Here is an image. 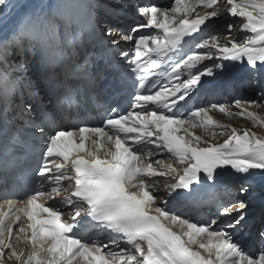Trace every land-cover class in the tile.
Returning a JSON list of instances; mask_svg holds the SVG:
<instances>
[{"label": "snow or ice", "instance_id": "6c2138e0", "mask_svg": "<svg viewBox=\"0 0 264 264\" xmlns=\"http://www.w3.org/2000/svg\"><path fill=\"white\" fill-rule=\"evenodd\" d=\"M19 3L0 0V191L22 197L0 200V264H264V227L258 254L232 235L247 226L248 177L264 176V135L210 112L260 127L264 114L247 107L255 100H237L238 113L189 106L202 78L217 74L235 78L222 90L238 83L264 101V0L150 3L135 7L144 23L127 30L115 19L122 0L101 16L84 0H42L9 27ZM221 5L251 33L243 42L229 39L233 24L211 31ZM86 7L115 55L112 87L127 105L94 76L82 89L54 86L57 66L75 67ZM217 130L229 133L222 142H213ZM161 153L172 163L150 160ZM217 220L228 230H214Z\"/></svg>", "mask_w": 264, "mask_h": 264}, {"label": "bare ground", "instance_id": "6f19581e", "mask_svg": "<svg viewBox=\"0 0 264 264\" xmlns=\"http://www.w3.org/2000/svg\"><path fill=\"white\" fill-rule=\"evenodd\" d=\"M86 1H89V0H84V3L86 4V5H88L87 4V2ZM42 2V0H20V3L17 5V11H15V12H13L12 13V15L10 16V18H9V27H11L12 26V24L14 23V21H15V19L16 18H18V15H19V12L22 10V6H24V5H27L28 7H37V6H39V4ZM44 2H46V0H44ZM86 9H88L87 7H86ZM202 9H198V11H201ZM221 17H224V19H225V22H221L220 21V18H218V19H214V21H217L218 22V24H219V26H227L228 24H231V23H235V22H240L241 21V19L240 18H238V17H231V16H229V15H227V13L225 12L223 15H221ZM237 31V32H236ZM232 32H236V35H244V36H247V34L248 33H246V32H242V31H238V28H233V31ZM86 37H87V35H86ZM88 38V37H87ZM240 38H242V37H240ZM245 39H246V37H244ZM224 39L222 38L221 39V41H223ZM243 40V39H242ZM90 45V44H89ZM97 79H99L100 77H96ZM101 79V78H100ZM241 109L240 108H238V107H236V109L234 108V109H232V111L234 112V113H238L239 111H240ZM214 116H215V118L217 119V121H219L220 123H222V124H225V125H230V126H232L233 124L232 123H227L226 121L229 119V116L228 117H226V118H221L220 116H219V114L218 113H215L214 114ZM234 119H237V120H240V121H236V120H234ZM242 119H244L245 120V118H242V117H240V116H238V115H235L234 117H233V121H235V122H242ZM233 127V126H232ZM244 129V128H243ZM240 130V129H239ZM255 131V130H254ZM220 135V133L218 132V133H216V135H215V138H214V142H218L217 141V136H219ZM208 139H212V136H211V134H209L208 135ZM261 178H263V182H264V176H262L259 172L258 173H256V179H261ZM159 183H161V184H163V182H159Z\"/></svg>", "mask_w": 264, "mask_h": 264}, {"label": "rangeland", "instance_id": "374dc122", "mask_svg": "<svg viewBox=\"0 0 264 264\" xmlns=\"http://www.w3.org/2000/svg\"><path fill=\"white\" fill-rule=\"evenodd\" d=\"M114 4V3H113ZM224 5H221V12L224 14L225 12H224ZM222 14V15H223ZM220 18V21L221 22H225V19H224V17H219ZM240 23H241V21L238 23V22H235V23H233V25H235L236 27H234V28H239V25H240ZM237 32V31H236ZM236 32H232V34H231V36L229 37V39H239L240 41H242V39H243V41L245 40V38L244 37H246L247 38V36H249V35H251V33H248L247 34V36H244V35H236ZM240 37H242V38H240ZM221 38H223L224 39V37L222 36ZM222 42H225V40H223ZM262 104H260V105H253V106H249V110H251V111H256V112H258V113H261V114H264V101L263 102H261ZM236 105H234V107H235ZM232 109H234V108H232ZM233 112V111H232ZM234 113V112H233ZM226 117H228L226 114H224L223 115V118H226ZM233 117L234 116H229V119L226 121L227 123H232L233 125V127H235V128H237L238 130L240 129L241 131L243 130V128L245 129V128H248V129H250V130H252V131H254L255 130V132H257L259 135H264V127H260V126H257V125H255L252 121H249V120H247V119H242V122H235V121H233L232 119H233ZM234 120H236V121H240V120H237V119H234ZM229 133H227V132H225L223 135H219V136H217V141L218 142H222L226 137H227V135H228Z\"/></svg>", "mask_w": 264, "mask_h": 264}]
</instances>
